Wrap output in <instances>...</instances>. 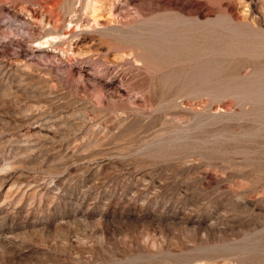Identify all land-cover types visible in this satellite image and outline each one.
<instances>
[{"label":"rangeland","instance_id":"374dc122","mask_svg":"<svg viewBox=\"0 0 264 264\" xmlns=\"http://www.w3.org/2000/svg\"><path fill=\"white\" fill-rule=\"evenodd\" d=\"M0 264H264V0H0Z\"/></svg>","mask_w":264,"mask_h":264},{"label":"bare ground","instance_id":"6f19581e","mask_svg":"<svg viewBox=\"0 0 264 264\" xmlns=\"http://www.w3.org/2000/svg\"><path fill=\"white\" fill-rule=\"evenodd\" d=\"M209 40V39H208ZM202 47V46H201ZM209 50V49H208ZM234 54V53H233ZM205 63H195L194 67L197 71H202L205 68Z\"/></svg>","mask_w":264,"mask_h":264}]
</instances>
